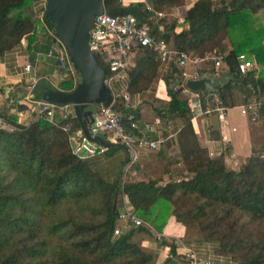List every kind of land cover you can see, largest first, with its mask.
Masks as SVG:
<instances>
[{
  "label": "trees",
  "instance_id": "obj_1",
  "mask_svg": "<svg viewBox=\"0 0 264 264\" xmlns=\"http://www.w3.org/2000/svg\"><path fill=\"white\" fill-rule=\"evenodd\" d=\"M36 1L0 0V57L23 39L28 50L37 49ZM186 1L149 0L155 11L166 15ZM106 6L117 7L119 3L109 0ZM139 8L141 22L173 50L198 58L214 50L222 54L219 66L209 59L191 67L201 76L210 73L227 78L217 91L227 108L264 97V27L256 17L264 9V0H196L181 25L176 17L153 18ZM43 12L46 26L54 31ZM44 37L37 51L46 55L53 41ZM136 52L126 88L132 99L151 90L163 65L150 48ZM240 55L254 62L244 75L237 69ZM167 67L160 78L169 99L154 107L166 137L156 150L157 157L166 162L158 178L128 181L121 186L120 179L109 181L95 170L92 157H77L70 136L81 125L74 113L67 119L59 112L51 119L34 113L26 124L18 120L16 111L0 114L14 127L11 131L0 129V264H156L158 254L136 239L139 234L154 237L148 227L130 226L114 235L119 191L127 196L135 214L155 231L161 233L173 217L200 233L201 242L213 245L212 252L227 263L264 264V144L252 149L238 167H229L224 153L211 156L200 144L182 92L185 69L176 57ZM50 88L56 89L47 81L35 85L29 100H42ZM73 88V81L68 79L59 89ZM139 106L132 102L126 105L122 100L115 101L113 109L128 127L131 121H143ZM15 107L20 109L18 104ZM258 114V121L264 123V102ZM175 119H180L182 126L173 132ZM65 126H69L68 131ZM168 135L175 140L176 154L167 153L171 146ZM150 138L157 139V135ZM117 149L122 147L112 145L105 153L110 155ZM177 164L182 172L175 174L171 168ZM163 176L167 180L163 181ZM161 245L168 251L159 264H169L176 257L175 245L164 240Z\"/></svg>",
  "mask_w": 264,
  "mask_h": 264
},
{
  "label": "built area",
  "instance_id": "obj_2",
  "mask_svg": "<svg viewBox=\"0 0 264 264\" xmlns=\"http://www.w3.org/2000/svg\"><path fill=\"white\" fill-rule=\"evenodd\" d=\"M102 0L103 12L95 16L93 27L89 31V47L93 55L107 66L106 84L111 90L112 85L128 76V71L133 65V56L136 50L147 47L150 48L162 63L168 64L174 57L180 67H183V94L188 101L190 114L192 118L200 115H215L219 120H224L228 108L223 104L217 92L205 90L192 91L186 87V79H197L198 71L189 67L195 64H201L209 59L213 60L216 66L220 65L222 54L214 50L204 58L192 56L190 53L178 52L168 45L164 38L158 37L149 31L145 22L139 21L131 14L121 16H111L106 13V2ZM119 7L126 8L131 5L141 6L145 11L152 14L153 18H161L166 15L165 12L155 11L149 0H117ZM45 10V7H44ZM39 27L52 39L53 43L47 52V56L55 60V64L63 75L73 81L74 86L78 83L76 80V71L73 68L65 47L56 37L54 31H51L44 22V12L37 19ZM51 31V32H50ZM254 62L247 59L245 55L239 56L237 69L239 73L246 74ZM32 69L28 63L24 66L26 72ZM249 86V85H247ZM120 90V89H119ZM121 98L125 104L132 102V97L126 88L121 89ZM109 104H100L92 114L93 120L87 125V134L82 129L73 132L70 136L72 152L80 159H88L96 155L104 154L112 145L122 147L125 152L127 165L125 170L136 173L138 167L140 151L143 149L156 151L160 143L166 139L161 130L162 122L157 117L153 122L131 121L126 127L118 112L113 109L115 98H111ZM264 102V97L247 105H241V111L250 121L258 120V108ZM36 106L37 115L45 116L51 119L54 113L59 112L63 118L67 119L73 113L72 104H57L47 101H32ZM0 129L14 130L7 121L0 116ZM66 131L69 126H65ZM179 130V129H178ZM177 131V130H176ZM157 139L150 138L153 134ZM139 168L141 166L139 165ZM130 226L148 227L155 240L165 241L168 244L175 245L176 259L181 264H229L224 257L217 256L213 252L209 254L201 252L196 245L188 244L180 237L164 235L153 229L147 222L139 218L134 208L130 205L127 196L118 211L114 235L121 234Z\"/></svg>",
  "mask_w": 264,
  "mask_h": 264
},
{
  "label": "crops",
  "instance_id": "obj_3",
  "mask_svg": "<svg viewBox=\"0 0 264 264\" xmlns=\"http://www.w3.org/2000/svg\"><path fill=\"white\" fill-rule=\"evenodd\" d=\"M195 1L196 0H187L185 5L172 9L169 15L176 17L178 19V24L181 25L184 22L187 9L192 6ZM179 27L180 26H178V29H180ZM38 31L39 39L37 49L41 46L42 41L45 38L44 36H48L42 28L38 27ZM37 49L33 51L28 50L27 41L23 39L19 46L6 53L3 57H0V95L9 99L10 103H12L8 107L10 110L9 112L12 113L16 111L18 120L22 123H26V121L29 120L31 121L34 113H29L27 109L17 110L16 107H13L15 103L20 102V100L23 102L24 99L29 100V91L35 85H38L43 81H47L52 87L59 89L63 80H68V78L63 75V72L56 66L55 60L44 55V53L37 51ZM31 59H33V62ZM28 63L32 67L30 72L24 70V66ZM203 63L204 62L201 64ZM167 65L168 64L163 63L159 73H162L167 69ZM214 75L218 76L219 74ZM127 85L128 76L117 83V88L121 90L127 88ZM24 87L28 88L27 92L22 89ZM149 91L152 94L151 96L159 99V101H166L169 99L166 93L165 84L160 77L157 79L154 88ZM134 98L140 101V97ZM96 107H98V105L92 107V114L95 113ZM88 108L89 107H86L87 110ZM144 108L141 109L142 120L144 122H153L157 116L152 113L151 118L144 117ZM32 110L35 113L37 112L35 105ZM191 122L199 138L200 144L207 148L211 156L216 157L221 153H224L226 164L232 168L238 167L248 156H250L252 149H259V147L264 144V124L261 123L262 121L258 123L250 121V119L242 113L240 106L228 108L226 117L222 121L215 115H200L192 118ZM181 126V120L175 119L172 123L173 132H176ZM161 130L163 131V125L161 126ZM168 138L170 139L171 146L167 148V153L168 155L176 154L177 147L174 143L175 140H173L171 135H168ZM157 152L158 151H150L146 149L140 151V166H145L146 169H150L151 163L158 158L156 155ZM105 156L106 159L116 163L115 168L117 170L121 169L125 163L126 155L123 149H117L110 155H106V153L96 155L92 157V159L94 160ZM176 166L181 167L179 164ZM187 231L188 229L186 227L177 223L173 217H170L161 233L164 235L180 237L186 243L196 245L201 252L203 251L209 254L214 251V246L202 243L200 236H195L193 239L186 238ZM145 242H143L142 245L155 251L158 254V259L162 258V256H167L168 248L163 247L152 240L149 241L145 239ZM176 260L175 257L172 258L173 264H180V261Z\"/></svg>",
  "mask_w": 264,
  "mask_h": 264
},
{
  "label": "water",
  "instance_id": "obj_4",
  "mask_svg": "<svg viewBox=\"0 0 264 264\" xmlns=\"http://www.w3.org/2000/svg\"><path fill=\"white\" fill-rule=\"evenodd\" d=\"M111 16L131 14L142 20L137 5L126 8L106 7ZM45 11L56 37L61 41L69 60L80 81L70 91L50 88L42 95V100L57 104H72L81 129L87 134V125L93 120L89 104L108 103L112 93L106 84V69L93 55L89 47V31L93 27L95 16L103 12L102 0H45ZM227 80L226 77L205 73L197 79H186L185 85L192 91L206 90L217 92Z\"/></svg>",
  "mask_w": 264,
  "mask_h": 264
},
{
  "label": "rangeland",
  "instance_id": "obj_5",
  "mask_svg": "<svg viewBox=\"0 0 264 264\" xmlns=\"http://www.w3.org/2000/svg\"><path fill=\"white\" fill-rule=\"evenodd\" d=\"M35 6V11H36V16H35V19L37 21V19L40 17V14H42L43 10H44V7H45V0H37L34 4ZM45 11V10H44ZM46 12V11H45ZM169 13H167L166 16H168ZM168 17H172L171 15H169ZM257 22L259 24H261L263 27H264V9L261 10L257 15ZM41 32V31H40ZM51 32V31H50ZM137 54L138 52H135L134 53V56H133V63L137 57ZM191 71L194 69L192 68L191 66L189 67L188 70ZM163 75V72L162 73H159V76L161 77ZM81 78V74L80 73H76V80H80ZM157 82V79H155L152 83V87H151V90L152 88H154L155 86V83ZM112 98L114 97L115 98V101L117 102H121L122 103V100L120 99L121 96H122V92H120V90L117 88V86L115 85H112ZM151 92L148 90L146 91L142 97H140V101L142 103H140V101H138V99H132V104L133 106H136L140 108L139 110V113L142 117V113H141V109L144 108L145 110L143 111V113L145 114L144 117L146 118H151V114L153 113L154 115H156L155 111H154V107L157 106H161V103L159 102V99H156L154 98L153 96H151ZM7 101V102H6ZM124 102V100H123ZM125 103V102H124ZM12 103H10L9 99L8 98H5L4 96L0 95V114L1 113H8L10 110L8 109L9 105H11ZM18 104L19 105V108L21 110H26L29 111V113H35L33 112V108H34V104L32 103L31 100H28V99H24L23 102L22 100H20V102H17L15 103V105ZM25 104V105H23ZM14 105V104H13ZM15 105L13 106L15 108ZM95 105L93 104H89L87 105L88 110H92V107H94ZM23 108V109H22ZM97 108V107H96ZM95 108V110H96ZM36 114V113H35ZM34 114H33V118H34ZM29 121H26V123H29ZM254 123H258L260 122V120H256V121H252ZM25 123V122H23ZM25 123V124H26ZM263 123V122H261ZM264 124V123H263ZM259 134H260V131H259ZM258 134V135H259ZM150 159H152L151 157H149ZM149 162V160H148ZM166 162H163L161 160V158H157V160L153 161L150 165V169H146L145 166L141 168H139V165L138 164V167H136V173H134L133 171H129V170H125L127 165H123V167L119 170H117L115 168L116 166V163L115 162H112L108 159H106V156L105 157H102V158H96L93 160V168L95 170H97L102 176H104L106 179H108L109 181H113L115 179H120V184L121 186L123 185V183H126L128 181H135V180H149L151 179L152 177H156L158 178L159 176H161V171L164 169V164ZM147 164V163H146ZM172 172H175V174H178L180 172H182V166L181 167H177V166H174L173 168H171ZM163 181L167 180V176H163ZM125 196L126 195H122L121 192L119 191L118 192V195H117V199H118V206H117V210L119 211V209L121 208L120 204L123 203V201L125 200ZM154 229V228H153ZM188 231H187V237L186 238H195V236H200V233H198L197 231L193 230V229H190V228H187ZM138 242H140V244L142 245L143 242H145V239L149 240V241H154L156 242L157 244H160L161 245V241L159 240H155V237H149L147 235H143V234H139L137 235V238ZM144 240V241H143ZM146 243V242H145ZM145 249L147 250H150L149 248H147L146 246L142 245ZM163 248V247H162ZM150 251H153V250H150ZM155 252V251H154ZM166 259V257L162 256V258H159L157 259L158 262H156V264H159L160 261L164 262ZM178 261V260H176ZM174 261V262H176ZM169 264H173V262H169Z\"/></svg>",
  "mask_w": 264,
  "mask_h": 264
}]
</instances>
